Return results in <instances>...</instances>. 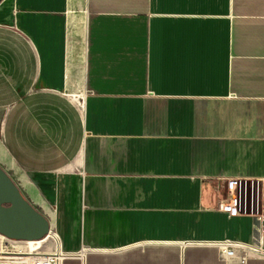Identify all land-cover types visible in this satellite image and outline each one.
Listing matches in <instances>:
<instances>
[{
    "label": "crops",
    "instance_id": "obj_1",
    "mask_svg": "<svg viewBox=\"0 0 264 264\" xmlns=\"http://www.w3.org/2000/svg\"><path fill=\"white\" fill-rule=\"evenodd\" d=\"M0 166L60 264H264V0H0Z\"/></svg>",
    "mask_w": 264,
    "mask_h": 264
},
{
    "label": "water",
    "instance_id": "obj_2",
    "mask_svg": "<svg viewBox=\"0 0 264 264\" xmlns=\"http://www.w3.org/2000/svg\"><path fill=\"white\" fill-rule=\"evenodd\" d=\"M52 233L49 220L28 202L0 166V235L9 241L41 242Z\"/></svg>",
    "mask_w": 264,
    "mask_h": 264
},
{
    "label": "built area",
    "instance_id": "obj_3",
    "mask_svg": "<svg viewBox=\"0 0 264 264\" xmlns=\"http://www.w3.org/2000/svg\"><path fill=\"white\" fill-rule=\"evenodd\" d=\"M253 186V218L258 223L255 227L258 242L264 240V181L256 182ZM229 196L220 204V210L227 212L230 216H238L241 214L242 199H243V186L238 181L229 182ZM219 248L221 256L224 260H238L236 257V250L242 249L244 252L248 248H254V243L246 245L241 242H219L216 244ZM263 248V246L261 247ZM246 258H243L244 261ZM61 258L54 254L36 257L34 264H60Z\"/></svg>",
    "mask_w": 264,
    "mask_h": 264
},
{
    "label": "rangeland",
    "instance_id": "obj_4",
    "mask_svg": "<svg viewBox=\"0 0 264 264\" xmlns=\"http://www.w3.org/2000/svg\"><path fill=\"white\" fill-rule=\"evenodd\" d=\"M256 186V182L255 183H249L248 185V201H249V205H250V200H251V192H252V187ZM54 235H52V238H53ZM40 243V244H38ZM34 243L32 244H28L27 242H16V241H9L3 237L0 236V251L3 253L4 251V247L8 248V249H5V251H14L12 247H16V246H20V247H23L25 248L26 252L29 253V254H34V255H40L42 256L43 254L44 255H49L51 253H53L55 251V244L53 243V241H47V239L45 241H42V242H36L34 245H36L33 250H31V246L33 247ZM30 245V246H29ZM1 253V254H2ZM6 256H9V255H0V263H3V264H20L22 262V260H18L17 258L13 259V258H10V257H6ZM16 255L13 254V256L11 255V257H15ZM24 256H29V255H24ZM31 256V255H30ZM29 256V260H26L24 262H26V264H30V262L34 263V259H32V257ZM17 257H20V256H17ZM23 258V257H21Z\"/></svg>",
    "mask_w": 264,
    "mask_h": 264
},
{
    "label": "bare ground",
    "instance_id": "obj_5",
    "mask_svg": "<svg viewBox=\"0 0 264 264\" xmlns=\"http://www.w3.org/2000/svg\"><path fill=\"white\" fill-rule=\"evenodd\" d=\"M51 235H53V233H52ZM0 236H1V235H0ZM1 237H2V236H1ZM46 239H47V238H46ZM46 239H45V240H46ZM45 240H44V241H45ZM41 242H42V241H41ZM27 243H28V244H32V243L35 244L36 242H27ZM34 244H33V245H34ZM38 244H40V243H38ZM29 246H30V245H29ZM35 246H36V245H34L33 247L31 246V248H32L31 250H33L34 248H36ZM4 248H5V249H8V248H6V247H4ZM12 248H13V250H14V251H12V252H11V251H9V252H8V251H5V249H4L3 253H2V252H0V253H2V254H4V255H9V256H11V255L13 256V254H14V255H16V256H20V257H23L24 255H29V256L31 255L30 257L36 256V255H34V254H29V253H27L26 250H25V248H23V247L16 246V247H12ZM56 255H57V254H56ZM25 257H26V256H25ZM32 259H33V258H32ZM24 263L26 264V262H24ZM30 264H34V263L30 262Z\"/></svg>",
    "mask_w": 264,
    "mask_h": 264
}]
</instances>
